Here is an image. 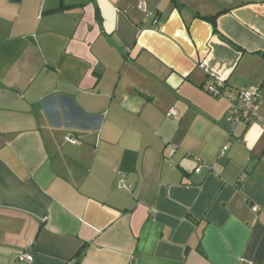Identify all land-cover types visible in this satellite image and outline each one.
Listing matches in <instances>:
<instances>
[{
  "label": "crops",
  "instance_id": "0c3cea01",
  "mask_svg": "<svg viewBox=\"0 0 264 264\" xmlns=\"http://www.w3.org/2000/svg\"><path fill=\"white\" fill-rule=\"evenodd\" d=\"M240 88L264 117V0H0V264H264Z\"/></svg>",
  "mask_w": 264,
  "mask_h": 264
},
{
  "label": "built area",
  "instance_id": "2783aa9c",
  "mask_svg": "<svg viewBox=\"0 0 264 264\" xmlns=\"http://www.w3.org/2000/svg\"><path fill=\"white\" fill-rule=\"evenodd\" d=\"M140 6V5H139ZM155 22V20H154ZM224 84L222 81L212 82L207 87V92L213 97H220ZM225 97L228 101V108L226 111V122L230 128H233L238 123H247L251 120H259L264 125V117H261L257 111L260 106V95L258 89H236L228 92ZM167 117H177L178 113L174 108H170ZM65 139L70 142H75L76 138L72 135H66ZM223 153V151L221 152ZM199 171V167L195 169ZM123 174L120 175L118 185L122 184ZM253 209L258 210L257 206ZM20 261L25 263L31 262V254L27 251L21 252L17 257Z\"/></svg>",
  "mask_w": 264,
  "mask_h": 264
},
{
  "label": "trees",
  "instance_id": "16d2710c",
  "mask_svg": "<svg viewBox=\"0 0 264 264\" xmlns=\"http://www.w3.org/2000/svg\"><path fill=\"white\" fill-rule=\"evenodd\" d=\"M214 21V20H213Z\"/></svg>",
  "mask_w": 264,
  "mask_h": 264
}]
</instances>
